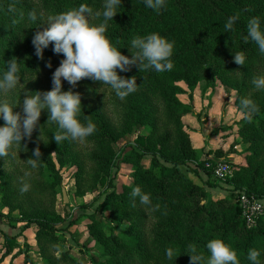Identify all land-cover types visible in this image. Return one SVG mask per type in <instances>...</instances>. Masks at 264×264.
I'll list each match as a JSON object with an SVG mask.
<instances>
[{
    "label": "trees",
    "instance_id": "obj_1",
    "mask_svg": "<svg viewBox=\"0 0 264 264\" xmlns=\"http://www.w3.org/2000/svg\"><path fill=\"white\" fill-rule=\"evenodd\" d=\"M81 3L93 12L103 11V0H0V73L7 70V61L15 57L20 69L16 87H23L28 93L51 90L52 73L63 55L55 54L49 45L43 59L38 58L32 37L49 15ZM30 12L37 15L35 22L28 18ZM117 12L108 21L106 34L121 52L130 56L128 47L133 37L156 32L174 41L173 68L157 73L151 69L140 72L132 66L131 71L119 73L125 78L137 77V90L124 100L117 98L108 85L89 78L77 82L75 87L63 82L62 90L71 88L81 94L82 112L95 123L96 131L83 140L86 153L78 149V140L69 138L58 145L52 139L57 125L47 123L45 110L32 136L22 141L26 148H12L26 161L39 147L42 158L38 167L31 169L26 162L24 170L19 168L11 152L0 158L1 204L11 213L17 212L11 217L14 227L18 222L25 224L15 235L0 230L5 255L17 247L21 251L18 237L30 225H37V246L44 264H83L68 251L55 255L59 240L65 239L63 232L81 221L74 219L64 228L58 227L63 220L56 210L63 180L60 168L71 163L78 167L79 186L93 179L96 187L113 188L105 192L101 205L110 211L111 222L116 223L120 235L105 233L96 215H91L94 220L89 231L103 258L99 264H191L190 255L184 253L189 246L196 247L206 260L209 253L205 245L214 238L235 248L240 264H249L250 249L261 251L260 260L264 264V220L256 227H248L238 199L235 203L221 198L204 203L207 189L185 174V171L199 174L202 168L209 187L220 183L205 168L207 161L214 162L216 158L197 159L183 121L184 116L197 112L180 99L181 94L187 93L192 100L201 80L212 86L220 79L237 91V105L242 97L257 105L258 111L247 116L241 129L250 144V155L246 162L233 166L232 176L226 182L234 191L243 189L264 199V91L252 84L254 77L264 74V55L254 42L245 40L247 21L253 16L264 21V0H166L159 11L147 8L143 0H123ZM233 15L238 19L227 33L224 24ZM102 20L101 15L93 22ZM234 52L244 54V65L234 62ZM49 63L51 67L47 66ZM107 90L113 91L116 111L110 109L105 99ZM134 133V146L125 145L131 147L126 152L119 141ZM120 158L133 164L132 182L121 191L114 188L112 175ZM145 160L150 162L149 167ZM25 172L31 174L25 177ZM22 183L28 184L27 191H21ZM136 186L149 194L152 205L158 207L145 206L138 198L133 199L130 193ZM46 197L50 206L44 203ZM168 247L180 256L168 260L165 256ZM25 258L31 261L27 253ZM91 261L96 263V258Z\"/></svg>",
    "mask_w": 264,
    "mask_h": 264
},
{
    "label": "clouds",
    "instance_id": "obj_2",
    "mask_svg": "<svg viewBox=\"0 0 264 264\" xmlns=\"http://www.w3.org/2000/svg\"><path fill=\"white\" fill-rule=\"evenodd\" d=\"M123 0H103V11L93 12L88 5L81 3L70 10L49 15L47 21L32 37L35 54L43 59L44 50L52 46V51L63 55L58 67L52 73V89L49 91L29 92L22 102V112L15 111L18 105L0 101V158L6 157L14 146H26L24 139L30 138L37 128L42 112L48 113L47 123L54 122L57 131L52 139L59 145L66 139L83 141L96 131V125L82 112V97L79 92L71 88L63 89V82L67 81L73 87L84 78L108 85L120 100L137 90V77L125 78L119 73L131 71L132 66L139 71L147 69L157 73L170 71L173 68L171 57L174 51V41L159 33L152 32L143 36L133 37L128 47L131 55H125L106 34L108 21L113 20L117 9ZM144 5L154 11H159L166 4V0H143ZM103 17L102 22L94 23L96 17ZM28 18L35 22L38 18L33 12ZM238 16L233 15L224 24L225 32H230ZM247 35L245 40L255 43L261 55H264V21L253 16L247 21ZM242 52H234V62L245 64ZM18 60L13 57L7 61V70L0 73V93L14 89L19 81ZM51 67L49 63L47 65ZM252 84L257 90L264 91V74L254 77ZM238 107L241 112L250 115L258 111L257 105L249 98L242 97ZM42 135V129H41ZM41 139V136H40ZM42 154L37 147L26 160L31 169L38 167ZM30 172H25V177ZM28 184L22 183L21 191H27ZM133 199H139L140 204L153 206L149 194L143 192L139 186L133 187ZM260 207L259 204L255 205ZM209 255L205 257L196 247L189 246L184 252L191 257V264H240L236 249L224 240L214 238L205 245ZM261 251L250 249L247 260L249 264H261ZM168 260L177 259L172 247L165 249Z\"/></svg>",
    "mask_w": 264,
    "mask_h": 264
},
{
    "label": "rangeland",
    "instance_id": "obj_3",
    "mask_svg": "<svg viewBox=\"0 0 264 264\" xmlns=\"http://www.w3.org/2000/svg\"><path fill=\"white\" fill-rule=\"evenodd\" d=\"M181 87L188 90L185 84H181ZM27 93V90L23 87H15L7 92L0 93V100L10 104H20L14 110L21 111L22 102ZM112 94V90H107L105 99L108 101L110 109L116 111L117 105L114 106L112 102ZM236 96L237 91L223 84L220 79H217L212 86L208 85L205 80H201L193 92L192 100H190L187 93L180 95L181 101L192 105L195 112H197V115L190 114L183 117L197 152V159L202 161L206 158H223L232 166V172L235 164L246 162L247 157L250 155V144L241 134L242 124L248 115L240 111L236 103ZM101 98H103V95H101ZM135 137L136 133L131 134L126 139L120 140L119 144L123 147L130 144L134 146ZM124 148H126V152L131 150L129 146ZM78 149L82 153H86L87 147L83 141H79ZM10 152L14 164L24 170L26 161L13 149H10ZM144 163L146 166H150L148 160H145ZM77 170L78 167L71 163L60 168L63 180L57 195L56 210L63 220L58 227L64 228L66 225H70V222L74 219L80 218L81 221L72 224L69 226V230L63 232L65 239L59 240L55 255L59 256L68 251L83 264H99L103 261V258L100 254V246L97 245L96 239L89 231L92 220H94L91 215H96L105 233L120 235L116 223L111 222L110 211L107 207L101 205L106 196L105 192L111 191L113 188L107 190V188L105 189L99 185L96 187L93 179L91 183L87 181L86 184L79 186L76 175ZM200 170L199 174L190 171H185V174L193 179L196 184L207 189L208 198L204 203L209 204L210 201L220 198L227 199L229 203L237 200V195L232 194V190L228 187L229 184L226 181L219 183L216 187H209L207 174L202 168ZM132 174L133 164L123 162L120 158L112 174L114 176V188L121 191L125 185L132 182ZM85 176L87 175L85 174ZM94 188L98 190H93ZM64 191L68 202H65ZM44 203L51 205L48 197H46ZM15 215H17V212L11 213L8 208L2 206L0 195V230L14 235L18 234L20 228L25 227V224L18 222L14 227L12 225L14 220L11 217ZM38 230L37 225H30L26 228L23 234L18 237L22 245L21 251L17 247L8 255H5V247L1 241L0 264H44L37 246L36 235ZM26 253L31 258L29 262L26 261ZM91 258H96V263L91 261Z\"/></svg>",
    "mask_w": 264,
    "mask_h": 264
},
{
    "label": "built area",
    "instance_id": "obj_4",
    "mask_svg": "<svg viewBox=\"0 0 264 264\" xmlns=\"http://www.w3.org/2000/svg\"><path fill=\"white\" fill-rule=\"evenodd\" d=\"M205 168L209 169L220 183L232 176V167L223 158H217L214 162L207 161ZM228 187L234 191L232 186L228 185ZM234 193L241 205L247 226L250 228L256 227L261 220H264V199L249 195L245 190H236ZM256 204H259L260 207H256Z\"/></svg>",
    "mask_w": 264,
    "mask_h": 264
},
{
    "label": "water",
    "instance_id": "obj_5",
    "mask_svg": "<svg viewBox=\"0 0 264 264\" xmlns=\"http://www.w3.org/2000/svg\"><path fill=\"white\" fill-rule=\"evenodd\" d=\"M63 195H64L65 202H68V198H67V195H66L65 191H64Z\"/></svg>",
    "mask_w": 264,
    "mask_h": 264
}]
</instances>
